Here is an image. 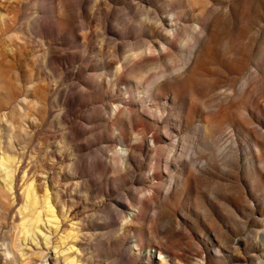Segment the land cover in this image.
<instances>
[{
	"label": "rangeland",
	"instance_id": "rangeland-1",
	"mask_svg": "<svg viewBox=\"0 0 264 264\" xmlns=\"http://www.w3.org/2000/svg\"><path fill=\"white\" fill-rule=\"evenodd\" d=\"M0 264H264V0H0Z\"/></svg>",
	"mask_w": 264,
	"mask_h": 264
}]
</instances>
